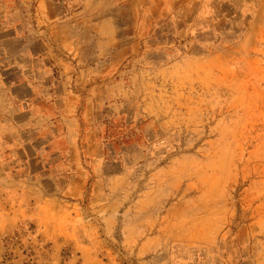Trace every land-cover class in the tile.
Segmentation results:
<instances>
[{
    "label": "rangeland",
    "instance_id": "rangeland-1",
    "mask_svg": "<svg viewBox=\"0 0 264 264\" xmlns=\"http://www.w3.org/2000/svg\"><path fill=\"white\" fill-rule=\"evenodd\" d=\"M0 264H264V0H0Z\"/></svg>",
    "mask_w": 264,
    "mask_h": 264
},
{
    "label": "crops",
    "instance_id": "crops-1",
    "mask_svg": "<svg viewBox=\"0 0 264 264\" xmlns=\"http://www.w3.org/2000/svg\"><path fill=\"white\" fill-rule=\"evenodd\" d=\"M22 86H25L26 88L30 89V88H32L33 85L31 83L27 82V81H22V82H19V83H15L12 87H22ZM34 95L35 94H32L30 92V94H29V96H27V100L25 102H30V101L34 102L35 101Z\"/></svg>",
    "mask_w": 264,
    "mask_h": 264
}]
</instances>
